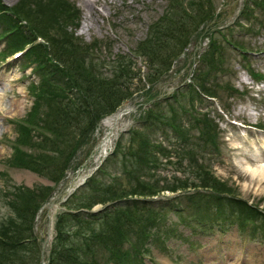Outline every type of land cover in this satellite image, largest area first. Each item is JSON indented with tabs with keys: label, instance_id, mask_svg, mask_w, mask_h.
Wrapping results in <instances>:
<instances>
[{
	"label": "rangeland",
	"instance_id": "rangeland-1",
	"mask_svg": "<svg viewBox=\"0 0 264 264\" xmlns=\"http://www.w3.org/2000/svg\"><path fill=\"white\" fill-rule=\"evenodd\" d=\"M1 1L0 9L7 10L2 23L21 27L19 38L23 40L14 42V50L5 52L7 59L0 62V222L8 224L9 217H17L11 202L17 199L18 192L41 189L50 199L43 205L32 230L38 235L37 242L43 244L42 239L50 230L45 208L51 200L57 199L68 178L83 172L87 176L93 171L95 160L103 161L99 142L105 140L110 145L107 160L101 167H107L103 175L108 177L103 178L102 183L117 181L115 185L126 190L131 200L139 196L133 193L136 180L150 181L158 192L149 197L154 200L152 204H138L136 209H143L139 220L132 218L129 229L123 230L130 236L131 244L120 240L116 249L130 250L132 242L139 245L147 241L149 255L143 256L145 264H264V178L256 183L257 179L243 170L246 161L251 162V166L258 164H253L249 158L263 148L264 142V128L257 127H264V80L253 76L264 74V63L258 61L260 56L264 60V0H211V5L200 0L203 4L198 7L196 0H183L171 7L164 23L159 20L172 0H97L101 14H95L96 21L91 28H84L88 21H84L86 10L79 5L80 0ZM208 9L211 17L206 16ZM25 14L29 18H25ZM183 14L184 32L172 45L165 47L158 65L135 50L136 41L148 39L152 28L164 26L167 21L175 23L177 15ZM242 15L244 20H237ZM201 17L207 19L201 20ZM155 21L159 24L153 27ZM238 21L245 24L243 28L236 26ZM211 29L216 30L218 40L213 44L215 51L222 50L221 55H216L220 66L215 69L211 64L216 65V58L205 61L200 57ZM171 30V38L162 48L179 35L172 27ZM36 35H42L46 43H33L35 46L29 49L28 60L25 55L13 59V52ZM155 39L151 51H158L159 36ZM237 43L244 45V52L237 50ZM3 46L0 40V55L4 52ZM83 53L87 54L88 61L103 63L102 70L91 68L87 72L78 65L73 57ZM38 57L39 63L46 59L55 62L46 64L41 70L47 74L36 93L30 87L38 84L39 73L25 64ZM122 57L128 58L134 73H122L121 76L126 74L130 78H119V82L123 81L121 84L112 72L123 66L118 64ZM168 59L170 68L166 74L159 75V71L165 70L161 66ZM54 64L62 69L55 75H61L59 84L67 88L66 91H59L54 77L50 78L49 70ZM113 67L117 68L111 70ZM95 76L105 79L111 76L115 79L111 82L113 88L126 84L129 89L118 92L130 95L113 113L102 114L95 118L96 121L88 106L92 93L85 94V90L97 92L99 86ZM227 82L231 87L224 85ZM57 93L58 96L53 97ZM171 94L179 96L185 106L192 99L199 110L198 114L183 113L184 119L174 129L166 125L172 117L167 116L163 122L169 109L168 101L174 102L169 97ZM60 97L74 100L75 106L62 109ZM121 111V116L115 117ZM148 111L153 113L149 115ZM170 114L174 116L173 112ZM23 120L27 121V124L24 121L27 129L20 127ZM212 122L220 128L216 153L208 139L197 138L201 131L208 130L207 125L212 128ZM109 134L112 135L108 140ZM185 136H188L186 140ZM141 148L151 153L155 166L146 162V167L144 162L141 165L136 162L140 160ZM91 153H94L92 158L89 157ZM199 165L210 168L223 184L199 185L194 179L195 168ZM169 187L180 188L171 191ZM115 207L120 208L118 200L96 204L89 213L100 214ZM161 209L168 210L162 225L150 224V211ZM217 209L226 214L221 219L219 232L228 231L219 235L214 234L219 226L214 220L218 216ZM204 210L211 212L203 220L200 213ZM23 221L26 224L30 220L25 217ZM239 221L254 226V236L245 227L238 231ZM167 225H173L176 230L166 228ZM152 228L161 231L160 239L148 237ZM81 234L78 232L76 239L72 233L69 236L77 242ZM202 245L205 247L200 248ZM101 260V264H106L105 258Z\"/></svg>",
	"mask_w": 264,
	"mask_h": 264
},
{
	"label": "trees",
	"instance_id": "trees-1",
	"mask_svg": "<svg viewBox=\"0 0 264 264\" xmlns=\"http://www.w3.org/2000/svg\"><path fill=\"white\" fill-rule=\"evenodd\" d=\"M205 1L208 3L212 2L211 0ZM181 2H183V0H172L171 3H169V6L166 7L165 14L161 16L162 18L159 21L162 20L164 23L167 17V13L170 11L171 7H174V5H179ZM202 4L203 3L200 0H196V7H198L199 5L202 6ZM206 16L211 17L210 9H208V13H206ZM24 17L29 18L26 14L24 15ZM183 17L184 14L183 16L177 15V20L175 23L167 21L166 25L159 27H155L159 24V21H155L154 26L152 24V26L155 28H152L150 30L148 39H140L136 41V47L134 46L135 50L139 51L140 53L146 54V58L150 62L154 64L156 63L158 65L162 60L160 58L161 54H165V47H169L170 45H172L177 39H179L180 35L184 32ZM204 19H207V17H201V20ZM171 27L174 29L173 31L178 32L179 35L177 37L174 36L173 40L168 42L162 48V45L171 38ZM12 31L13 30L9 31V33H11ZM150 35H152L153 38H151ZM157 35L159 36L158 51H151V48H153L152 42L156 40L155 37ZM86 55L87 54L84 53L75 54L73 59L76 61V63H78V65L83 66L84 70L86 71L91 68L93 70H102V65H104L103 63L99 65V63L96 64L95 62L94 64L92 61L87 60ZM76 56L79 57V60L75 59ZM215 58L216 51L213 49H211L204 56L201 57V59L205 61H209ZM118 61H120L118 62V64L123 66L119 65V68L113 67L111 69L114 70L117 68L112 72L114 78L118 77L116 81L119 78H127L128 80L130 76L128 77L126 74L129 73L128 75H130V73H134L130 70L131 63H129V60L126 57H122ZM214 61H216V65L212 63L211 66L215 69L220 65L217 58ZM69 67L70 66H68L67 68ZM161 67L165 68V70L159 71V75L166 73V71L170 68L169 59ZM126 68L128 69L124 72V69ZM69 69L72 70L71 67ZM73 70L76 71L78 69L73 68ZM122 73H126L125 76H121ZM89 75L92 76V74L90 73ZM59 76L61 77L60 74ZM114 78L108 76L105 79L95 76L94 79L99 86L97 92L85 90V94L87 96L89 95V93H92L89 97L90 102H88V106H90L91 108L93 120H95V118H99L102 114H110L114 112L117 109V106H119L124 99L130 97V95H124L121 91L118 92L119 90H128L129 87L126 84L122 86L118 85L116 88H113L114 85L111 84V82L115 81ZM155 79H157V77L153 80ZM119 80L117 82H119ZM55 82L58 85L59 91L67 90V88L60 86L59 80H55ZM119 83L122 84L123 81ZM103 84H108V86H101ZM67 85L70 84L68 83ZM35 88L37 90L36 93H38V91L40 90L38 89V87ZM57 96L58 93L53 97ZM112 97H114L113 100L110 99ZM58 99L60 100L59 107H62V109H68L70 108V105L75 106L74 100L71 102L63 97H60ZM173 99L177 102L179 101L178 97H174ZM78 106H80V104ZM176 109L178 110V108ZM149 111L148 114L151 115V112L149 113ZM173 115L174 116H171V114L169 115V117L172 118L171 120L167 121V123L169 122L170 124V122H173L177 124L179 121H181L180 115ZM24 121L27 124V121ZM20 127H22L23 129H27L26 126H24V122L20 124ZM213 127L209 128V126L207 125L208 130H206V132L201 131V133L197 135H200L201 138L204 140L213 138ZM53 132L55 135H58L57 131L53 130ZM187 138L188 136H185L184 139ZM141 151V156H139L140 160L137 159L136 162L139 165H141V162H144V166H146L145 163L148 162L151 166H155L156 162L151 153L145 152L143 148H141ZM149 155L151 157H149ZM194 179L196 182L198 180L199 185H202L203 187H207L210 185L217 186L223 184L218 179L208 175V172H201L200 169L199 172L198 170H196ZM177 180L181 181L180 179ZM115 182L117 181L102 183L100 182V179L95 176L90 178L87 181L88 184L86 183V185L83 186L82 189H80L78 192L72 194L69 197V199L65 203V206L68 208L69 211L63 212L57 217V221L55 224L56 236L50 249L48 264H101V259L103 258H105L106 264L140 263L141 259L138 257V251L134 254H132V251H134L136 247L140 246L141 243L139 245H136L134 242H132L131 246L133 247V249L131 248L130 250L116 249L115 245L120 240L126 241L127 239H131L130 236L123 230L129 229L128 223H130V221H133L132 218H134L136 221L139 220V214H141L140 211L143 209H136L138 204L145 203L148 201L141 199H133L132 201H129L131 202V206L127 205L125 202H128V200L126 199H128L130 195L127 196L125 193L126 190H123V188H120L118 187V185H115ZM179 183L184 185L187 182ZM192 186H195L194 182H192ZM134 187L135 188L133 193L139 196H148L157 191V189L155 188L156 186H153L150 181L136 180V184L134 185ZM154 188L156 190H154ZM88 189L92 191L91 194L89 193ZM26 190L27 189L18 192L17 199L11 202V204H13V208L17 212V217H9L8 224L5 222H0V264H39V249L36 244V241L32 238V225L34 222L35 211L40 205V203L47 197V195L42 193L40 191L41 189H36L32 191ZM123 197H125V199ZM115 199H118L120 201L118 202L120 208L115 207L112 210L104 211L100 214H92L87 211L81 210L90 209L93 205L97 203L105 204ZM150 214L152 216L150 224H161V221L165 217L164 209H161L159 211L152 210L150 211ZM84 215L87 217L82 219ZM25 217L29 218L30 220L26 224L23 221ZM87 228H89V231H86ZM78 232L82 234L78 237L77 242H74L73 239L77 238ZM70 233H72V236L74 237L73 239L69 236Z\"/></svg>",
	"mask_w": 264,
	"mask_h": 264
},
{
	"label": "bare ground",
	"instance_id": "bare-ground-1",
	"mask_svg": "<svg viewBox=\"0 0 264 264\" xmlns=\"http://www.w3.org/2000/svg\"><path fill=\"white\" fill-rule=\"evenodd\" d=\"M96 2L97 0H80L79 5L82 6L85 10H86V14L84 15V21H88V23L85 25L84 28H87L88 26L91 28L96 21V15L100 13L99 9L96 6ZM66 3V2H65ZM67 4V3H66ZM104 8V7H103ZM101 8V9H103ZM101 14V13H100ZM262 58L261 56L258 58V61L261 63H264V60L260 59ZM121 112H118L117 114H115V117H120L121 116ZM239 112H242L239 110ZM110 136L107 135L108 140L110 139L112 134H109ZM109 141H105L103 142V146H102V152L106 153L107 151V147L110 145V143H108ZM263 149L262 150H258L260 153L259 154H252V158L250 159L251 161H253V164H257L255 166H251V162L246 161V165L245 167H243V170H245L248 174H250V177L252 179H257L256 183H259L262 181V179L264 178V142H263ZM245 161V158H244ZM83 176V175H81ZM77 182V181H76ZM262 183H264V180L262 181ZM58 208V202L57 201H53L52 205L49 206V215L50 217H53V214L55 213L56 209ZM211 264H215V263H211Z\"/></svg>",
	"mask_w": 264,
	"mask_h": 264
}]
</instances>
